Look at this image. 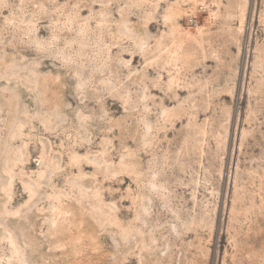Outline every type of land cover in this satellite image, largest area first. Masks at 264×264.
Segmentation results:
<instances>
[{
    "label": "rangeland",
    "instance_id": "rangeland-1",
    "mask_svg": "<svg viewBox=\"0 0 264 264\" xmlns=\"http://www.w3.org/2000/svg\"><path fill=\"white\" fill-rule=\"evenodd\" d=\"M0 264H264V0H0Z\"/></svg>",
    "mask_w": 264,
    "mask_h": 264
}]
</instances>
